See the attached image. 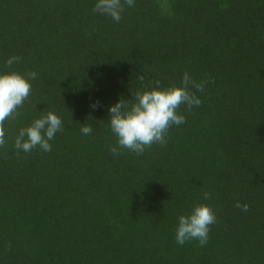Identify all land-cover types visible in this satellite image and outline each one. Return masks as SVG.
Returning <instances> with one entry per match:
<instances>
[{"label":"trees","instance_id":"obj_1","mask_svg":"<svg viewBox=\"0 0 264 264\" xmlns=\"http://www.w3.org/2000/svg\"><path fill=\"white\" fill-rule=\"evenodd\" d=\"M94 4L0 0V70L38 73L3 125L0 264H264V0H135L118 23ZM185 72L211 81L189 89L201 105L179 106L166 145L113 156L109 106ZM48 112L65 125L52 151L18 152ZM197 204L216 216L209 241L177 245Z\"/></svg>","mask_w":264,"mask_h":264},{"label":"clouds","instance_id":"obj_2","mask_svg":"<svg viewBox=\"0 0 264 264\" xmlns=\"http://www.w3.org/2000/svg\"><path fill=\"white\" fill-rule=\"evenodd\" d=\"M135 0H95L93 12L110 17L115 22H120L125 6L131 8ZM20 57L12 56L4 64L11 68L20 61ZM38 78V73L27 72L21 74L15 71L0 70V145L5 143L6 130L4 122L9 118L19 115L17 111L23 106L24 101L31 92V81ZM211 81L195 82L185 72L180 86L161 88L159 81L151 90L137 91L133 99L121 97L108 108V126L116 137V144L110 148L113 156H118L122 149L137 155H142L146 148L153 144L166 145L167 132L173 126H180L186 122L183 115L177 113L181 104L189 109L199 107L201 99L191 92L195 88L203 92L206 83ZM93 109L97 103L91 105ZM81 133L91 135L93 127L90 124H81ZM62 119L53 112H48L32 123L21 128L15 137L14 148L20 152L29 153L35 148L44 152L52 151V141L58 132L64 129ZM202 198L208 200L211 194L203 193ZM242 211L248 210V205L236 204ZM216 221V216L211 207L206 204L193 205L190 212L177 217L174 239L177 245L183 246L186 242L198 241L201 247L209 241L210 226Z\"/></svg>","mask_w":264,"mask_h":264}]
</instances>
